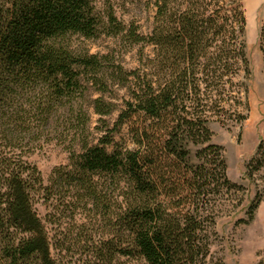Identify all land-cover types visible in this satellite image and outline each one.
<instances>
[{"label":"trees","instance_id":"1","mask_svg":"<svg viewBox=\"0 0 264 264\" xmlns=\"http://www.w3.org/2000/svg\"><path fill=\"white\" fill-rule=\"evenodd\" d=\"M137 1L153 11L147 34L109 0H0V264H223L219 219L245 207L248 225L264 203V140L246 186L210 129L245 119L226 109L243 105L249 73L243 4ZM103 36L140 47L138 66L74 43ZM259 40L264 57V22ZM124 129L129 145L116 140ZM54 141L70 163L46 186L27 158ZM57 195L58 216H42L37 200Z\"/></svg>","mask_w":264,"mask_h":264},{"label":"rangeland","instance_id":"2","mask_svg":"<svg viewBox=\"0 0 264 264\" xmlns=\"http://www.w3.org/2000/svg\"><path fill=\"white\" fill-rule=\"evenodd\" d=\"M99 7L107 4L106 0H100ZM115 5L118 16L125 22H137L140 31L147 34L152 25L153 11L149 9L144 1L137 0H109ZM243 4L246 16V30L244 41L246 43V55L249 61V73L243 71L238 79V84L245 91L242 93L243 105L227 111L241 112L244 116L242 123L224 117L225 122L214 121L210 124L213 132V142L222 146L225 150V158L228 165L229 178L237 183L249 185L244 179L245 166L255 154L259 143L264 140V57L260 49V30L264 22V0H239ZM75 46L97 53L121 52L120 59L129 70L138 66L137 51L140 47L132 50L124 48L112 38L101 37L94 40L74 38ZM91 96L97 98L99 94L91 90ZM125 91L114 94V103L118 109L123 107ZM108 98V97H107ZM112 100V99H109ZM118 113L110 118L116 122ZM95 128L97 116H92ZM95 138L99 133L93 130ZM117 142L129 145L127 130L116 137ZM28 162L36 166L42 174L44 185L51 186V179L56 169L66 167L70 163V154L67 148L57 141L43 144L27 158ZM253 196L251 190L249 199ZM57 196L50 198L49 203L44 205L43 200H37L35 208L42 216L56 214ZM247 205V203H246ZM245 217V207L238 209L232 214L222 216L218 221V240L213 247L214 262L223 264H264V203L259 207L255 219L248 225L239 224V220ZM58 217H53L57 222ZM80 220V215L77 216ZM66 221H68L66 219ZM53 236L59 233L58 224L48 225ZM66 227V225H65ZM70 228V226L68 227ZM61 231L63 229L61 228ZM55 255L58 251H54Z\"/></svg>","mask_w":264,"mask_h":264}]
</instances>
